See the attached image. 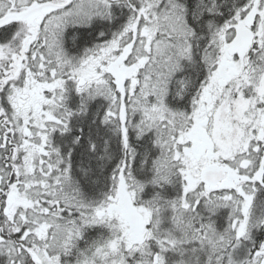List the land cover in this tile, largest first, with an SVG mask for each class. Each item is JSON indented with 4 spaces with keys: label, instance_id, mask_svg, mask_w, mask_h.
<instances>
[{
    "label": "snow or ice",
    "instance_id": "6c2138e0",
    "mask_svg": "<svg viewBox=\"0 0 264 264\" xmlns=\"http://www.w3.org/2000/svg\"><path fill=\"white\" fill-rule=\"evenodd\" d=\"M0 264H264V0H0Z\"/></svg>",
    "mask_w": 264,
    "mask_h": 264
}]
</instances>
